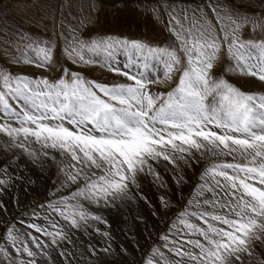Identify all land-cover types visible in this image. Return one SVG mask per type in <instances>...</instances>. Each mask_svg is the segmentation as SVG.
I'll return each instance as SVG.
<instances>
[{"label":"snow or ice","instance_id":"6c2138e0","mask_svg":"<svg viewBox=\"0 0 264 264\" xmlns=\"http://www.w3.org/2000/svg\"><path fill=\"white\" fill-rule=\"evenodd\" d=\"M209 7L211 17L203 9L173 15L174 40L163 46L120 36L86 39L79 28H69L59 40L18 34L24 43L14 49L17 64L54 70L59 45L72 65L100 63L127 82H98L63 66L56 79L0 70L5 150L56 164L53 195L60 193L39 206L46 226L28 225L48 243L10 224L0 264H54L52 251L64 264H77L59 242L72 244L73 231L89 229L105 238L104 246L89 243L80 261L117 264L100 256H126L128 250L112 248L110 232L95 227L107 226V220L91 208L118 210L138 200L151 207L141 185L148 180L166 187L157 170L161 164L172 169L179 189L190 179L185 170L202 163L206 166L193 197L144 264H264V91H245L225 78L232 72L264 83V16ZM245 29L260 37L246 39ZM121 52L131 61L122 67L113 59ZM133 57L145 69L151 61L154 73L140 71ZM174 78L170 90H154ZM14 160L19 167L15 153ZM18 183L35 181L23 169L17 175L11 161L0 163V214L10 211L2 197ZM158 199L165 210L171 204L165 196Z\"/></svg>","mask_w":264,"mask_h":264},{"label":"rangeland","instance_id":"374dc122","mask_svg":"<svg viewBox=\"0 0 264 264\" xmlns=\"http://www.w3.org/2000/svg\"><path fill=\"white\" fill-rule=\"evenodd\" d=\"M210 5L225 6L238 13L264 16V2H262V0H0V70L9 71L13 75L23 74L32 78L47 76L49 79H56L62 74L63 66L68 67L73 71H81L88 79L96 80L98 82L124 83L127 82L125 77L114 74L106 67L101 66L100 63L93 64L92 66L72 65L69 61L63 58L61 47L59 45L56 49V66L54 70L46 71L43 68L35 67L33 65L22 63L17 64L15 63V58L19 56V52L14 49L17 43H19L21 47H23L24 43V40H22L18 34L24 33L25 39L30 35L34 38L41 39L52 38L55 36L59 40L61 33L65 36L69 34V28H79L81 34L86 39L104 36H120L127 37L129 39L144 40L152 46H163V44L174 40V37L170 32V28L173 25L169 23L173 15L179 18L186 10L191 12L193 10L199 11L200 9H203L208 16L211 17L213 14L210 10ZM259 37V32L252 33L250 29H245L246 39H258ZM59 43L62 44V40H60ZM113 58L120 60L115 63L119 64L121 67L125 64L131 63L129 55L123 52L116 54ZM132 60H136L140 71H144L148 74L154 73L151 61H149L148 68L145 69L142 61L137 60L135 57H133ZM133 71H136V68H134ZM225 78L240 87L242 90L255 92L264 91V83L258 81L254 77L240 76L229 72L226 74ZM174 83L175 78L173 82L168 85L154 86V90H170V88L174 86ZM0 88H2V85H0ZM6 144L7 137L3 133H0V163H2L3 160H14V153L20 158L23 156V158H26L27 161L25 163H27L28 166L30 165L29 167H33V169H35L39 174L41 173L39 182L43 183L40 186L43 191L42 194H38L37 197H35L34 194L33 196H29L33 197V202L31 203H27L20 207L16 204L17 201L24 199L22 195L26 192V190H28L29 185H31L32 190L39 189L35 183L29 185L27 184V187H25L23 191H20L22 193L21 197H17V195L13 196V199L15 200V207L17 209L16 211L14 209V211L11 212L10 219L8 218V214L7 216L3 214V217L8 219L6 224L10 225L15 223L17 225L19 223L22 227L24 225L23 222L31 223V221H34L36 224H40L44 227L46 226V222L44 220L45 213L39 206L42 204L46 205L49 201L58 198L60 195V193H56L55 196L53 195L55 192L54 182L56 181V174L58 171L57 165L53 164L49 159L44 157H41L40 160L35 162H30L31 160L28 156L21 153L17 149H9L6 151L4 147ZM59 159L60 157L57 156V160ZM228 159L231 160L230 157ZM50 163L53 167H56V170L53 175H51L50 182H48V174L53 168H50ZM205 166L206 163L193 166L190 171L192 175L191 173L189 175V171L185 170V177H191L188 179L187 184H184L178 189L179 193H182L180 200L175 203L171 202V205L166 210L160 207L158 199L164 195L163 193L165 190L173 189L171 181H168L167 177H165V173L160 171L164 169L166 172L165 166L161 164L157 170L160 172L166 187H161L158 181L149 182L148 180H145L142 182L141 189H148L150 187L151 189L149 191L155 198H157L159 204V207L157 206L159 208L158 213L159 215H162L160 216L163 218V221L161 222L158 231L155 235H153L143 251L138 252V261L134 264H144V258L150 250L156 246L163 245L164 242L161 240V236L169 232L170 225L176 219L178 212L182 211L187 205L189 199L193 197L196 186L200 183V174ZM169 170L171 171L170 175L174 176L172 169L169 168ZM16 172L17 175H19V170L17 168ZM36 182H38L37 179ZM142 192L145 193L146 190ZM14 193H16V191H14ZM173 193H175V191ZM10 194L11 191L5 192L2 199L5 201L8 200V195ZM65 194L67 193L65 192ZM136 203L138 204L139 202L137 201ZM123 208L118 209L120 212L117 209H105L107 210L106 216H102L101 213L100 215L103 219L107 220V226L103 223L96 224L101 232H110L113 237L112 248L115 251L119 249L117 247L118 245H122V235L125 234L126 236L132 238L131 232L133 233L135 230L133 225H131L132 223L130 220L126 221V218L124 220L122 219V216L126 215V205ZM7 225L0 229V246L3 244L5 228ZM96 225L95 227H97ZM30 230L32 232L31 235H35V230L32 228H30ZM88 233H90V229ZM85 234L87 235V233H84V235ZM93 236L94 238L92 239H77L75 246L78 249L72 251L74 252V256H76V260L80 263H82V261H80L78 255L81 251L86 249L89 243L96 247L104 246V237L96 234L95 232ZM59 243L61 246L67 244L64 241H60ZM8 249L12 250V252L14 251L12 248ZM161 250L163 249L161 248ZM100 257H102L103 260H113L118 264V259L115 256L101 255Z\"/></svg>","mask_w":264,"mask_h":264},{"label":"bare ground","instance_id":"6f19581e","mask_svg":"<svg viewBox=\"0 0 264 264\" xmlns=\"http://www.w3.org/2000/svg\"><path fill=\"white\" fill-rule=\"evenodd\" d=\"M114 59V62H116V61H120L119 59H115V58H113ZM36 147L38 148L39 146L38 145H36ZM22 158H23V156H22ZM20 158V161H19V167H17L16 166V161L15 160H12L11 162H12V166L14 167H16L18 170H19V173H20V171H21V169H23V171H24V175H26V176H28V177H30L33 181H35V185L36 186H38L39 187V189H33L32 190V188H31V185H29L28 183H23V184H20V183H18L17 185H16V187L15 188H13V189H11L10 191H11V194L10 195H8L9 196V199L8 200H6V202H7V204H8V208L10 209V211L8 212V218L10 219V217H11V212L12 211H14V209H15V211H16V207H15V203H14V195H17V197H21V195H22V193L20 192V191H23L24 189H25V187H27V184L29 185V187H28V190H26V192L25 193H23V195H22V197L24 198V199H22V200H19V201H17V205H18V207H20V206H23V205H25V204H27V203H31V202H33V200H32V198L33 197H29V196H33V194L35 195V197H37L38 196V194H42L43 193V191H42V189L40 188V186H41V184H43V183H40L39 182V178H41V173L39 174L35 169H33V167L31 168V167H29L28 166V164L27 163H25V162H27L26 161V158ZM6 160H3L2 162H5ZM30 162H32V161H30ZM29 162V163H30ZM36 164V163H35ZM39 164H41V163H39ZM54 164V163H53ZM39 166V165H38ZM42 166V165H41ZM40 166V167H41ZM14 167V168H15ZM53 166H52V164L50 163V168H52ZM40 169V168H39ZM42 169V168H41ZM162 169V168H161ZM46 170V169H45ZM55 170H56V167H53L52 169H51V171L49 172V171H47V172H49V174H48V182H50V178H51V175H53V173L55 172ZM160 170V169H159ZM39 171V170H38ZM161 172H164L165 173V177H167V180L169 181H171V184H172V186H173V189L172 190H165V192L163 193L164 195L163 196H165L167 199H169V200H171V202H176V201H178V200H180V196L182 195V193L180 192L179 193V190H178V188L176 187V185H174L173 184V182H174V176H171L170 175V170H169V168L166 170V172L164 171V169H162V170H160ZM46 172V173H47ZM190 171H189V175H190ZM43 174H45V173H43ZM191 175H192V173H191ZM43 176V175H42ZM191 177V176H190ZM54 178V177H53ZM36 179H37V181L38 182H36ZM43 179V178H42ZM44 180V179H43ZM53 180V179H52ZM154 184V183H153ZM150 185V184H149ZM148 185V186H149ZM146 187V186H145ZM154 187V186H153ZM152 187V188H153ZM43 188V187H42ZM51 188H52V186H51ZM151 188L149 187L148 189H143L142 191H144V190H146V192L145 193H141L144 197H146L147 198V200L150 202V205H151V207L149 206V204H145L142 200H138V204L137 203H134V204H131V205H126V207H127V210H126V215L124 216H122V219L124 220L125 218V220L127 221V220H130V222L132 223H130L131 225H133V227L135 228V230H134V232L132 233L131 232V235H132V238H130L129 236H126L125 234H123L122 235V242H121V244H122V246L123 247H125V248H127V250H128V254L126 255V256H122L121 255V257H120V255H114L117 259H118V264H119V262L120 261H123V264H134L135 262H137L138 261V252H142L143 251V249L147 246V244L149 243V241H150V239L153 237V235H155V233L158 231V229H159V227H160V225H161V222L163 221V218L159 215V213H158V200H157V198H155L152 194H151V192L149 191ZM156 190H157V188H156ZM14 191H16V193H14ZM172 191V192H171ZM175 191V193H173ZM18 192H20V193H18ZM45 195V194H44ZM19 199V198H18ZM17 200V199H16ZM173 203V204H174ZM171 205V204H170ZM158 206V207H157ZM15 207V208H14ZM125 207V206H124ZM106 208H103V207H101V208H96L95 206H93L92 208H91V210L93 211V212H96L97 214H99L100 215V213H101V215L103 216V215H105L106 216V214H107V210H105ZM124 209V208H123ZM98 211H99V213H98ZM106 211V212H105ZM116 211V210H115ZM119 212H120V210H118ZM153 211H155L156 212V214L155 215H153L152 213H153ZM109 212V211H108ZM115 213V212H114ZM116 213H118V212H116ZM33 214V213H32ZM39 214V213H38ZM111 214V213H110ZM119 214H121V213H119ZM124 214V213H123ZM34 215V214H33ZM37 215V214H36ZM35 215V216H36ZM6 216H7V214H6ZM32 216V215H31ZM26 217V216H25ZM39 217V216H38ZM136 217H142V219H136ZM164 217V216H163ZM35 219V218H34ZM113 219V218H112ZM4 220H7V221H4ZM23 220H25V219H23ZM6 222H8V219L6 218V217H3V214H0V229H2V227L3 226H5V225H7L6 224ZM31 223H35L34 221H31ZM30 222H23V226L21 227L20 225H19V223L16 225V228L18 229V231H20L21 233H31L32 234V232H31V230H30V228L28 227V225L29 224H31ZM124 223V222H123ZM26 224V225H25ZM42 224V223H41ZM129 224V225H130ZM128 225V226H129ZM8 226V225H7ZM97 226V225H96ZM98 227V226H97ZM101 227H102V225H101ZM120 229V228H119ZM126 229V228H125ZM125 229H123V230H125ZM110 230V229H109ZM127 231V230H126ZM35 232V231H34ZM119 232H121V231H119ZM123 232V231H122ZM124 233V232H123ZM39 234V235H38ZM126 234H127V232H126ZM94 231H92V229H90V233H87V235L85 234L84 235V233H83V231H73L72 233H71V237H72V241H73V243L72 244H65V245H63V246H61V249L62 250H64V251H66V252H69V253H73L74 254V252L73 251H75V249H78V248H76V246H75V244L77 243V239H79V238H82V239H89V238H94ZM35 236H37V239L40 241V242H42V243H45V244H47L48 243V238L47 237H45L43 234H41V233H35ZM46 239H45V238ZM95 238H96V236H95ZM98 239V238H97ZM80 240V239H79ZM83 241H85V240H83ZM83 243V242H82ZM100 244V243H99ZM2 246H5V239H4V241H3V244H2ZM33 248L35 247L34 245H31ZM98 246H100V245H98ZM7 247L8 248H11V246L10 245H7ZM73 250V251H72ZM9 251L10 252H12V250H10L9 249ZM119 251H120V249H117L116 250V252L117 253H119ZM14 252V251H13ZM77 254V253H76ZM51 255H52V259H53V262H54V264H64V261H63V259L59 256V254H58V251H52V253H51ZM79 256V255H78ZM76 257V256H75ZM78 258V257H77ZM102 260H103V258L102 257H100ZM43 257H39L38 258V261H40V262H42L43 261ZM75 260H76V258H75ZM113 261V260H112ZM76 262L78 263V264H83V262L82 263H80L78 260H76Z\"/></svg>","mask_w":264,"mask_h":264}]
</instances>
